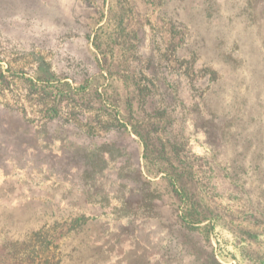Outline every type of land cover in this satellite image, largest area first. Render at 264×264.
<instances>
[{
  "label": "rangeland",
  "instance_id": "rangeland-1",
  "mask_svg": "<svg viewBox=\"0 0 264 264\" xmlns=\"http://www.w3.org/2000/svg\"><path fill=\"white\" fill-rule=\"evenodd\" d=\"M0 264H264V0H0Z\"/></svg>",
  "mask_w": 264,
  "mask_h": 264
},
{
  "label": "trees",
  "instance_id": "trees-1",
  "mask_svg": "<svg viewBox=\"0 0 264 264\" xmlns=\"http://www.w3.org/2000/svg\"><path fill=\"white\" fill-rule=\"evenodd\" d=\"M197 223H198V221L195 222V224H197Z\"/></svg>",
  "mask_w": 264,
  "mask_h": 264
}]
</instances>
